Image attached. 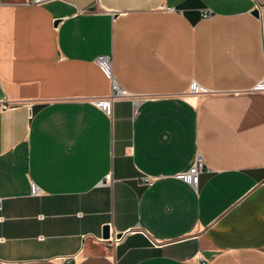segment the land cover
Returning <instances> with one entry per match:
<instances>
[{
  "label": "crops",
  "instance_id": "obj_1",
  "mask_svg": "<svg viewBox=\"0 0 264 264\" xmlns=\"http://www.w3.org/2000/svg\"><path fill=\"white\" fill-rule=\"evenodd\" d=\"M257 4L0 1V264H264Z\"/></svg>",
  "mask_w": 264,
  "mask_h": 264
},
{
  "label": "built area",
  "instance_id": "obj_2",
  "mask_svg": "<svg viewBox=\"0 0 264 264\" xmlns=\"http://www.w3.org/2000/svg\"><path fill=\"white\" fill-rule=\"evenodd\" d=\"M0 1H2V0H0ZM18 1H21L22 3L29 4V5H43V4H46L47 2L54 1V0H18ZM254 8L258 11L259 15L264 14V6H260L259 4H257L256 7H254ZM209 14H210V11L206 12L204 15L207 16ZM97 62L99 64L98 66H100L104 71L109 73V66H108L109 61H108L107 57L100 56L97 59ZM257 86H258L257 88L259 90H264V80ZM191 89H192V92L194 94H197L200 92L199 87H197L196 85H194ZM113 92H114V94L117 93V94H122V95L126 93L124 90L123 91L119 90L115 81L113 82ZM101 103L105 108H108V103H109L108 101H103ZM12 106H13V104L8 103L6 105L2 104L0 107H1V109L6 110L7 108H10ZM202 166H203V162H202L201 158H199L198 161L196 162V164L191 166L188 173L184 175V178L186 179V181H188L192 185H197V183L199 181L198 179H199L200 171L203 169ZM153 180L154 179H152V177L144 176L140 182H142V184H144V185H151L153 183ZM106 181L107 182L112 181V173H108L106 175ZM0 209H1V201H0ZM120 238L121 237L113 238L112 233H111L110 238L107 240H111L113 243L117 244L120 241Z\"/></svg>",
  "mask_w": 264,
  "mask_h": 264
},
{
  "label": "water",
  "instance_id": "obj_3",
  "mask_svg": "<svg viewBox=\"0 0 264 264\" xmlns=\"http://www.w3.org/2000/svg\"><path fill=\"white\" fill-rule=\"evenodd\" d=\"M253 13L255 15H258V11L257 10H254ZM110 235H111V227L109 224H106L104 227H103V233H102V237L103 239L107 240L110 238ZM122 233H117L116 236L117 237H121Z\"/></svg>",
  "mask_w": 264,
  "mask_h": 264
}]
</instances>
